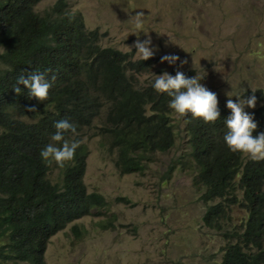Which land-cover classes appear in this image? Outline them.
I'll return each instance as SVG.
<instances>
[{
    "label": "trees",
    "instance_id": "trees-1",
    "mask_svg": "<svg viewBox=\"0 0 264 264\" xmlns=\"http://www.w3.org/2000/svg\"><path fill=\"white\" fill-rule=\"evenodd\" d=\"M42 1L0 0V45L4 46L0 54V264H46L43 255L54 235L93 212L101 215L99 211L109 206L105 195L88 192L83 182L88 145L80 144L63 167L41 158V150L54 143L56 121L68 120L77 133L106 107L102 120L106 140L118 147L121 163L117 166L123 175L144 176L153 156L169 152L177 137L167 115L171 97L157 92L153 81L146 87L116 88L126 81L120 72L123 64L141 71L151 62H133L130 54L103 47L98 31L88 29L80 14L69 11L68 0H60L50 11L36 12ZM99 66L105 67L100 86L95 85ZM30 72L44 74L51 83L46 100L31 98L24 85H17V78ZM184 74L194 77L193 72ZM17 86L19 94L14 90ZM254 94L261 103L245 111L257 123L255 136L264 132V90ZM251 95L252 91L245 94ZM31 106L37 111H27ZM218 110L220 118L210 123L187 114L188 148L171 163L170 171L179 166L195 172L201 199L209 204L203 224L225 240L213 264H264V160L247 161L230 152L224 141V120L231 110L220 106ZM135 120H143L144 129L137 130ZM64 139L72 142L71 131L64 133ZM238 177L245 182L240 190L254 185L247 199L231 182ZM240 199H244L241 205ZM233 210L240 213L235 219H231ZM98 226L108 230L113 224L100 221ZM72 232L82 236L76 227Z\"/></svg>",
    "mask_w": 264,
    "mask_h": 264
},
{
    "label": "rangeland",
    "instance_id": "rangeland-1",
    "mask_svg": "<svg viewBox=\"0 0 264 264\" xmlns=\"http://www.w3.org/2000/svg\"><path fill=\"white\" fill-rule=\"evenodd\" d=\"M59 2L43 0L35 11H50ZM68 7L82 16L88 28L98 31L103 46L130 52L135 61L141 60L135 42L151 37V72L136 75L138 84L160 71H191L224 106L230 97L238 102L237 96L264 90V0H68ZM140 11L144 16L137 29L135 14ZM164 55H178L180 60L161 63ZM99 115L92 129L101 124L104 107ZM169 115L177 133L175 144L169 152L153 156L144 176L123 175L116 154L109 159L98 142L89 145L83 182L88 192L105 195L109 206L99 211L101 215L93 212L54 235L43 255L46 264H213L219 260L225 240L203 224L209 204L201 199L194 170L175 166L170 171L171 163L188 148V134L185 118L172 109ZM119 198H126L125 202ZM239 215L233 210L231 219ZM100 221H112L113 227L102 230ZM75 227L82 231L80 238L72 232Z\"/></svg>",
    "mask_w": 264,
    "mask_h": 264
},
{
    "label": "clouds",
    "instance_id": "clouds-1",
    "mask_svg": "<svg viewBox=\"0 0 264 264\" xmlns=\"http://www.w3.org/2000/svg\"><path fill=\"white\" fill-rule=\"evenodd\" d=\"M135 16L136 27L137 29H140L144 12H137ZM151 43L152 41L150 36L143 41L137 39L134 47L136 48V51L139 54V58L141 60L136 61L133 60V55L130 52L124 53L122 51H119V49L112 47L115 49V51L120 52L121 55L130 54L132 56L133 62L142 60L151 62L149 66L145 67L141 71L134 70V65H130L128 63L123 64V71L120 72L125 77L126 81L119 86H116V88L123 91L126 86H132L135 88L143 86L146 87L151 83V81H153V88L157 92L167 93L168 96L171 97V100L168 104L169 110L167 112V115L169 116V120L172 124H174L172 122V116L169 115L171 109L176 114L184 117L185 119L187 117V114L191 113L193 117L202 118L205 123H210L215 122L220 118L218 107L227 106V108L231 110V114L224 120L227 132L224 135V141L226 144L224 143V141L223 143L228 146L231 153L242 156L247 161L248 159H252L253 161L257 162L264 160V132H260L255 136L253 135L254 130L257 128V123L254 121L253 115L245 111L246 106L253 109L258 106H256L257 97L254 94L256 90H252L253 95H251L250 97L237 96L239 97L238 102H234L230 97L227 100L226 106H224L218 103L217 94L209 90L204 84H202L200 78H198L197 76L188 78L183 72L179 70L176 71V74H169L166 71H160L154 76V78L150 77V79L147 80L144 84H138L136 75H144L151 72L149 70L153 64V61L148 60L154 55V51L150 47ZM100 44L102 45L101 41ZM0 46L2 47V51H0L1 54L4 51V46ZM179 60L180 57L178 55H164L161 57V63L167 61L169 64H175ZM184 63H187V61H181V65H183ZM104 68L105 67L99 66V75L95 80V85L100 86L102 84V75L105 72ZM190 72L191 71L186 73ZM16 83L17 85H24L29 91V96L31 98L35 97L40 101H44L48 98L49 89L51 88V83L46 79L45 75L38 72H30L27 75L22 74L17 78ZM14 90L17 94H19L21 89L19 86H17L14 88ZM104 108L106 115L107 109L106 107ZM27 111L35 112L37 111V108L35 106H31L27 109ZM146 115H151V113H146ZM135 122L136 123L134 126L137 130L144 129L145 122L143 120H135ZM103 125L104 124L102 121L100 125L96 126L97 128L92 129L91 126L93 125L91 123L90 126L84 127L83 129L75 133V125L70 123L68 120L62 119L56 121L54 123L56 132L51 137V140L54 143H49L41 150V158L46 162L54 161L58 166L63 167L67 161H71L74 158L76 149L80 146V144L88 145L89 147V145L93 142H98L100 144L103 153L109 159L113 154H116V156L120 158L117 145L114 148L110 143L107 142V134L104 131L105 129ZM68 131H71V143H69L68 139H64V133ZM88 158L89 155L86 159V162ZM231 182L236 189H239V192L242 193L246 199L248 198L247 192H252V189L254 187V185L247 186L245 190H240L241 184H244L245 182L241 181L239 177L235 178ZM225 198H227V196H225ZM243 200L244 199H240L238 204L241 205Z\"/></svg>",
    "mask_w": 264,
    "mask_h": 264
}]
</instances>
